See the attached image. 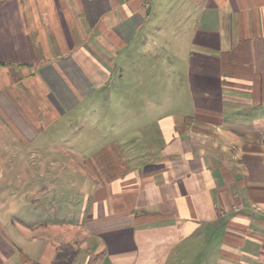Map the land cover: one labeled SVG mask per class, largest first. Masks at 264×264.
Here are the masks:
<instances>
[{"label":"crops","instance_id":"obj_1","mask_svg":"<svg viewBox=\"0 0 264 264\" xmlns=\"http://www.w3.org/2000/svg\"><path fill=\"white\" fill-rule=\"evenodd\" d=\"M133 42L184 58L190 113L73 169L74 150L53 157L45 139L80 135L52 129L113 88ZM0 122L20 144L1 170H22L20 186L35 155L53 166L39 206L18 195L9 221L0 203V264H194L199 246L203 264H264V0H0Z\"/></svg>","mask_w":264,"mask_h":264},{"label":"rangeland","instance_id":"obj_2","mask_svg":"<svg viewBox=\"0 0 264 264\" xmlns=\"http://www.w3.org/2000/svg\"><path fill=\"white\" fill-rule=\"evenodd\" d=\"M151 44H143L144 48L141 46L142 52H140L138 50L139 44L133 42L130 49L128 48L129 50L120 51L119 59L113 58L111 60L112 64H118L111 76L114 81L113 88L108 91H106L107 89L101 90L91 96L85 95L81 97L80 105L68 112L66 119L68 122L56 124L52 129L56 132L62 129L67 132L78 131L80 135H77V133L66 139H45L47 143L51 144V148L56 145L54 149H51L55 151L53 157H64L57 152V147L70 146L74 150V154L69 155L70 163H73V169L81 171L80 167L84 165L82 167L85 169L86 160L94 158V153L99 151L98 149L111 146L110 148L114 147L117 150V147L134 143L136 146L139 142L143 143L145 136L152 132L151 126L156 124L155 122L158 118L166 116L176 117L190 113V109L187 106L186 61L181 55L178 59L159 58L156 49L153 50L150 47L145 50V46H150ZM128 53H130L129 56ZM180 54H182L181 50ZM96 101L99 102V105L96 104ZM90 134L96 136L90 138ZM43 141L42 137L32 144V146L36 147L34 148L36 152L45 150L42 149ZM17 142L10 129H7L0 122V184L13 183L15 185L11 186L10 191H4L6 188L4 187L3 189L0 186V203L5 208L6 212L4 211V213L9 214V221H16L12 216L15 214L13 210L17 207L15 198L18 195L21 200L23 197H31L34 192L35 197L32 198H35V201H33L36 206H39L44 196H49L50 186L43 187L44 180L42 177L44 173L47 174L49 172H42L41 169L42 167H53L52 165L50 166L49 162L47 163L48 165L45 164L44 166L43 164L42 166L38 161L44 156L35 155L34 178L32 181L28 180L30 184L33 183V186L28 188L20 186L21 183L26 181H23L24 179L16 180L15 177L21 174L22 170H1L2 167L5 168L8 160L15 157L12 153L20 145H17ZM25 157L28 156L24 155ZM22 168L23 166L20 165V169ZM53 169L58 175L61 174L57 166L54 165ZM50 171H52V168H50ZM63 173H73V176L76 174L74 170ZM1 175H4V178ZM70 179L73 178H63V181L70 182ZM29 189L31 191H28ZM1 191L3 192L1 193ZM58 191L59 189L57 188L56 194L64 193V195L74 197V187L69 185ZM201 248L199 246L193 255L194 264H203V258L208 251L205 248Z\"/></svg>","mask_w":264,"mask_h":264}]
</instances>
